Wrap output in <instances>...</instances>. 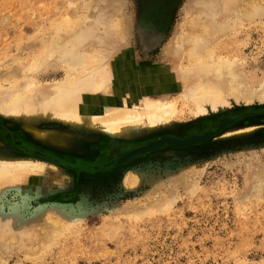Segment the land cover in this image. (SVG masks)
Wrapping results in <instances>:
<instances>
[{
  "label": "rangeland",
  "instance_id": "374dc122",
  "mask_svg": "<svg viewBox=\"0 0 264 264\" xmlns=\"http://www.w3.org/2000/svg\"><path fill=\"white\" fill-rule=\"evenodd\" d=\"M74 1L0 0V79L10 80L2 84L9 87L13 76L22 74L21 68L31 62L41 45L42 34L61 20L70 21L62 37L68 31L69 36L86 32L85 48L97 46L103 50L112 45L118 50L112 52L111 60L124 56V64L145 78L144 85L148 86L152 72L155 76L167 68L174 72L178 61L186 59V47L192 44L189 36L203 34L205 24L213 29L232 16L229 0ZM259 3L264 6V1ZM259 15L248 14L241 25L227 29L229 37L225 40L242 59L239 64L247 76L244 86H254L255 97L264 89L260 81L264 78V15ZM121 16L123 20H119ZM112 21H120L124 31ZM110 22L117 29L110 28ZM116 30L123 32L121 36L115 34ZM109 32H114L113 37ZM107 37L109 43L104 40ZM52 59L36 74L42 81L37 91L64 74ZM252 107L260 112L245 115L235 123L259 126L242 135L210 140L191 149L153 151L115 168L73 167L79 160L90 164L97 158L104 159L115 142L111 137L87 142L86 146L100 155L49 149L72 162L64 169L68 177L73 175V183L50 190L44 178L39 184L4 190L0 195V264H264V176H258L264 169V99L255 98L250 103L232 100L225 109L207 115L195 116L185 109L171 125L160 127L154 134L199 131L224 113H244ZM58 128L68 130L66 126ZM152 135L121 138L120 146L126 148ZM0 152L17 153L2 145ZM52 167L47 163L45 176L55 173ZM193 167L202 171L186 182L196 186L188 191L178 179ZM130 171H137L141 177L135 188L124 184ZM167 189L176 193L171 207L148 211L149 197L164 195ZM53 204L81 216V222L70 226L62 237L56 236L48 249L35 254L44 223L41 213ZM7 230L16 232L15 240L5 238Z\"/></svg>",
  "mask_w": 264,
  "mask_h": 264
},
{
  "label": "bare ground",
  "instance_id": "6f19581e",
  "mask_svg": "<svg viewBox=\"0 0 264 264\" xmlns=\"http://www.w3.org/2000/svg\"><path fill=\"white\" fill-rule=\"evenodd\" d=\"M72 1L74 4L75 1ZM259 1L229 0L228 7L232 11V16L226 17L213 29L210 24H205L202 30L207 40L202 33L189 36L192 44L186 47L184 53L186 59L181 58L178 61L174 72L170 73L169 68L160 72V76H155L152 72L148 86L144 85L145 78L139 76L135 70H130L127 67L128 63L124 64V56H117L111 60L112 52L115 50L111 47L112 43L103 50L97 46L85 48V41L88 39L86 32H83L84 34L75 32L69 36L68 31L66 36L62 37L67 27H70L67 26L70 24L67 19L52 25L50 30H45L46 32L42 34V43L32 54L31 62L21 68L22 74L13 76L15 79L11 81L9 87L2 84L3 81L9 80L8 78L0 79V115L4 116V120L0 121V146L17 152L12 154L0 152V195L7 188H19L21 184L26 183L39 184L44 178L45 185L50 190L71 186L73 175L68 177L64 168H69L68 164L72 162L50 150L92 154L98 150L87 147L89 140L99 142L100 137L102 139L111 137L115 142H112L104 159L97 158V161L90 164L80 160L73 163V167L76 165L77 168L85 170L103 167L110 169L125 165L153 151L191 149L210 140L236 137L258 127L259 124L241 127L235 123L245 115L260 112L252 107L244 113H224L199 131L154 134L160 127L171 125L176 115L185 109L195 116L207 115L225 109L232 100L250 103L255 98L264 99V89L255 97L254 86L247 85L248 89L244 86L247 76L239 64L242 59L235 50H232L231 44H225L229 37L227 29L241 25L248 14L264 15V6L260 7ZM118 17L115 18L118 20ZM121 18L119 20H123L124 17ZM113 23L110 28L116 27ZM119 24L117 28L120 31L124 26L121 28ZM63 26H66V29ZM118 30L115 34L121 36L123 32L119 34ZM113 33L109 32L112 34L110 36L113 37ZM115 37L111 38L113 43ZM123 38L121 40L124 42L125 37ZM59 39L64 40L59 43L57 41ZM108 39L110 37H107V41L104 39L105 42L109 43ZM178 47H182V44L179 43ZM50 58L64 69V74L61 78L54 79L45 89L37 91L42 81L36 74L48 66L47 61ZM260 81L264 87V78ZM262 111L264 112V109ZM65 126L68 130L58 128ZM83 131L98 134L90 136ZM146 133H153V137L130 144L126 148L120 146L119 139H134ZM49 162L55 175L45 176ZM61 171L66 174H62ZM201 171L199 167L188 168L178 180L188 186V191H193L196 188L193 182H186L190 177L200 175ZM259 173L258 176H264V169ZM140 179L137 171H130L125 177L124 184L126 187L135 188L139 185ZM164 192V195L148 196V211H164L171 207L176 199V193L170 189ZM132 210L136 212L137 209ZM41 215L44 223L40 226L42 228L40 244L38 243L35 254L48 249L56 236L62 237L70 226H76L82 219L81 216L67 213L55 204L46 206ZM5 238L15 240L16 232L7 230Z\"/></svg>",
  "mask_w": 264,
  "mask_h": 264
}]
</instances>
